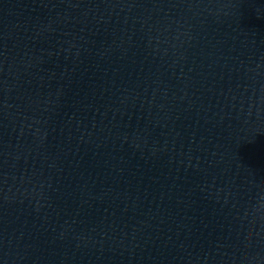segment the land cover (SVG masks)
I'll use <instances>...</instances> for the list:
<instances>
[{
	"label": "water",
	"instance_id": "95a60500",
	"mask_svg": "<svg viewBox=\"0 0 264 264\" xmlns=\"http://www.w3.org/2000/svg\"><path fill=\"white\" fill-rule=\"evenodd\" d=\"M0 264H264V0H0Z\"/></svg>",
	"mask_w": 264,
	"mask_h": 264
}]
</instances>
